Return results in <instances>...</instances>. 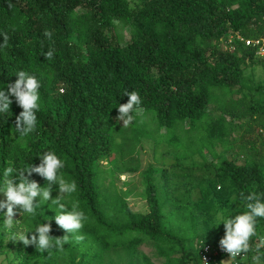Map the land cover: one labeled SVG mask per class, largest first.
<instances>
[{
  "label": "trees",
  "instance_id": "16d2710c",
  "mask_svg": "<svg viewBox=\"0 0 264 264\" xmlns=\"http://www.w3.org/2000/svg\"><path fill=\"white\" fill-rule=\"evenodd\" d=\"M114 22L128 29L123 44ZM45 29L52 32L51 40L44 36ZM229 32L263 34L264 0H133L131 6L128 0H0V45L3 34L8 36L7 46L0 47V90L7 92L20 70L40 81L35 131L27 136L15 131L22 111L15 97L10 96V110L0 113V182L5 168L38 165L39 154L53 150L65 162L60 173L77 184L64 202L70 208V201H79L87 216L79 232L68 233L70 242L62 249H17L18 264H102L108 250L122 264H150L136 249L141 243L153 246L163 264H195L197 241H219L218 230L213 235L193 233L188 240L171 229H182L185 223L193 229L198 218L206 227L209 221L202 216H208L209 209L230 208L237 214L246 210L241 192L264 194V87L243 74L256 66L264 71V62L239 43L231 52L216 47ZM50 49L53 59L47 60L43 53ZM126 91H137L142 101L131 113L134 143L129 149L116 141L125 137L123 121L116 117L118 105L128 100ZM146 113L164 132L177 129L180 137L171 140L180 144L184 138L191 153L201 158L203 148L210 153L201 179L207 181L197 199L173 205V210L164 209L170 202L163 171L160 180L148 165L140 171L147 206L142 213L109 194L99 177L100 162L110 158L109 175L136 169L127 165L133 161L131 150L149 137L138 128L139 116ZM183 122L187 132L180 128ZM233 129L241 131L238 151L233 140H227ZM245 135L249 137L242 141ZM216 144L224 151L215 154L211 149ZM227 151L231 156L222 157ZM30 179L47 186L36 173ZM57 192L52 186L53 198ZM38 204L35 216H21L26 230L51 222V235L67 234L53 219L56 206L50 200ZM263 228L264 219L258 218L253 248ZM5 230L1 214L0 254L6 252L1 244ZM77 235L83 240L77 242ZM253 254H246L247 261Z\"/></svg>",
  "mask_w": 264,
  "mask_h": 264
},
{
  "label": "clouds",
  "instance_id": "9594fccd",
  "mask_svg": "<svg viewBox=\"0 0 264 264\" xmlns=\"http://www.w3.org/2000/svg\"><path fill=\"white\" fill-rule=\"evenodd\" d=\"M9 7H12L9 4ZM44 36L51 40L52 32L44 30ZM8 43L7 34H3V44L0 47H6ZM47 60L53 59V51L50 49L43 53ZM17 79L13 83H8L7 92L0 90V113H7L12 104L11 97H15V102L22 109L15 119V131L21 136H27L37 127L36 112L40 108V81L38 78L27 71L20 70L16 73ZM128 97L126 103L118 105V121H123V126L128 127L134 116L131 114L134 107L141 104V97L137 91H126ZM40 163L38 165L30 164L23 169L17 170L9 166L3 171V182L0 183V193L4 194L5 199L0 200V213L4 216V228L10 229L15 220L14 217L19 211L21 216L32 217L36 215L39 207L38 200L43 202L51 201L55 205L54 220L57 226L63 229L67 234L63 236L51 235L52 225L49 223H40L33 230L21 231L13 234L11 240L20 241L25 246L35 245L39 252H44L52 248L62 249L70 242L68 233H77L87 220V216L80 209L79 201H70V208L66 205L65 197L76 192L77 184L68 181L60 173L64 168L65 162L53 150L45 151L39 154ZM13 173L16 175L13 176ZM27 173V175H25ZM33 173L38 174L46 182L47 186L30 179ZM52 186L58 188L59 194L53 198L51 196ZM240 199L245 202L246 210L235 215L225 216L219 213L216 217L214 226L224 225V235L219 240V247L230 257L228 260H222L220 264H230L237 257L254 252L251 257L252 264H264V236L259 237V242L253 248L252 238L257 235V219H264V194L251 192L247 195L240 193ZM6 209V211H5ZM32 233L31 237L27 235ZM76 241L83 240V236L77 235Z\"/></svg>",
  "mask_w": 264,
  "mask_h": 264
},
{
  "label": "rangeland",
  "instance_id": "374dc122",
  "mask_svg": "<svg viewBox=\"0 0 264 264\" xmlns=\"http://www.w3.org/2000/svg\"><path fill=\"white\" fill-rule=\"evenodd\" d=\"M128 2L130 6L133 4V0H128ZM114 32L120 39L119 42L123 44L128 37L127 27L115 23ZM216 47H219V43H216ZM243 74L252 82L264 87V71L259 66H256L251 70L247 68L244 70ZM214 103L215 102L212 101L211 105ZM139 117L138 128H141L142 131L144 130V132L147 133L149 137L141 138L140 142H138V146H136V149L131 150L134 157L133 161L128 163L127 166L136 169L134 171L123 172L117 175H109L107 168L111 167L110 165L112 164L113 159L110 158V162L107 163L102 160L100 162V169L102 171L99 176L102 187L107 189L108 193L113 195V197L116 195L121 197L132 211L142 213L146 211L147 206L145 199L143 196H141V192H143V186L141 184L142 179L140 171L144 169L146 165H148L152 169V175L155 180L160 178L159 175L162 171L166 173L168 178L167 199L170 204L167 203L164 208L165 210H173V208L175 209L174 206H183L192 200H196L198 197L199 188H202L201 186L207 181H202L201 179L205 177L206 173V168L204 167L203 163L208 162L210 159V153L206 152L204 148L202 149L204 158H201L197 153H191V150L185 146V142L183 141L184 138L179 139L181 141L180 144L171 140V137H180L181 133L178 132L177 129H172L169 133L164 132L162 128H157L155 126V122L152 119L151 114L146 113L143 116L140 115ZM180 128L182 131H186L188 124L183 122ZM240 133L241 131L233 129L227 138L228 141L231 139L233 140L235 151H238V145L240 144V140H238ZM122 135L125 136H123V140H121V137H118L116 138V141L118 143L121 141L123 147L129 149L134 143V140L131 137V127H124ZM193 137L195 138V134H193ZM248 137L249 136L245 135V137L242 138V141L247 140ZM194 146L195 144L192 143V148ZM211 150L214 151L215 154H219L221 151H224V148L216 144ZM231 153V151H227L222 154V157L229 158ZM241 159V155H238V161H241ZM175 163L178 165H174ZM98 181L100 182V180ZM2 182L3 181L0 183ZM58 194L59 192H57V195ZM3 199H5L4 194L0 193V200ZM222 212L225 216L235 215L233 210L230 208H224L220 212H214L213 209H209L208 216H210V220H208L207 215L202 216V220L209 221L208 226L205 227L198 218L196 221L198 225L193 229H189V224L185 223L182 229L172 228L171 231L176 232L179 235H185L189 240L193 233L201 234L206 231L207 234L213 235V232L217 229L218 233L215 235L222 237L224 235V225L220 224L218 227L214 226L216 224L217 215ZM1 214L2 213H0V215ZM14 219L18 221H14L13 226L10 229L5 230L6 234L3 237L1 244L5 248L6 252L4 254H0V264H18L20 256L16 254V250L20 249L23 251L24 248L27 247L20 241L11 240L13 234H18L21 231L26 230V227L22 225L23 218L21 221V215L19 214V211H17ZM167 222L168 225L173 226L174 224L173 220L170 218H168ZM202 227L205 228L201 229ZM136 249L149 259L150 264H163V258L156 254V250L153 246L146 243H141L137 245ZM107 253L108 254L102 258V264H122L121 261L118 262L116 259H114L112 252L108 250Z\"/></svg>",
  "mask_w": 264,
  "mask_h": 264
},
{
  "label": "built area",
  "instance_id": "2783aa9c",
  "mask_svg": "<svg viewBox=\"0 0 264 264\" xmlns=\"http://www.w3.org/2000/svg\"><path fill=\"white\" fill-rule=\"evenodd\" d=\"M219 47L221 50L231 52L234 50V43H239L245 47L251 48L253 55L264 62V32L257 37H244L238 32H229L223 38H220ZM261 132L262 142L264 144V132ZM195 264H220L222 260H228L230 257L219 247V241L215 243L203 242L198 240L195 248ZM246 254L237 257L230 264H246Z\"/></svg>",
  "mask_w": 264,
  "mask_h": 264
},
{
  "label": "crops",
  "instance_id": "0c3cea01",
  "mask_svg": "<svg viewBox=\"0 0 264 264\" xmlns=\"http://www.w3.org/2000/svg\"><path fill=\"white\" fill-rule=\"evenodd\" d=\"M261 236H264V228L261 229ZM262 251H264V249H262ZM264 260V257H262V261ZM247 261V260H246ZM247 264H252V260L249 259V261H247Z\"/></svg>",
  "mask_w": 264,
  "mask_h": 264
}]
</instances>
